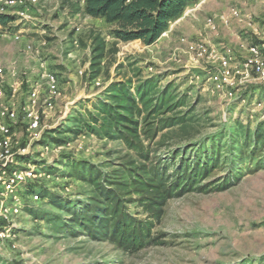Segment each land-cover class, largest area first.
Instances as JSON below:
<instances>
[{"label": "rangeland", "instance_id": "1", "mask_svg": "<svg viewBox=\"0 0 264 264\" xmlns=\"http://www.w3.org/2000/svg\"><path fill=\"white\" fill-rule=\"evenodd\" d=\"M233 7L241 16L231 17L227 23L222 21L220 17L229 15ZM77 9L74 0H37L36 5L29 7L32 19L21 22L10 16L7 24H0V65L7 72L16 70L15 79L22 82L18 107L25 101L29 85L45 87L46 72L53 71L58 77L61 95L54 110L42 115L41 137L47 129L66 123L72 111L92 109L113 80L136 81L151 76L162 78L161 87L172 84L178 95H186L188 104L195 105L196 120L186 128L189 134L181 135L179 130L173 144H180L181 136L187 134L191 138L180 145L218 137L237 122L253 130L264 121V83L255 73L238 74L237 85L218 87L210 79L217 71V62L195 59L182 41L185 38L204 43L208 50L231 48L233 64L240 69L247 56V46L261 42L264 0H199L179 18L186 16L185 19L176 25L179 19L172 22L173 29L163 33L155 45L146 46L140 40L119 42L117 51L104 61L109 75L103 73L93 82L86 78L90 66L89 33H102L112 49V25L91 21L82 12L76 13ZM209 17H216V29L206 25ZM32 22L37 25L33 26ZM37 28L46 32L37 33ZM16 32L22 36L20 40L14 38ZM26 44L34 45L39 53L36 50L25 53ZM38 58H42L44 65L37 62ZM81 69L84 74L79 72ZM7 95L10 97L9 90ZM187 107L179 111H186ZM224 136L225 133L220 144L226 149L229 141ZM41 137L35 140L29 136L20 113L15 148L25 149V156L21 157L28 159L23 160H30L44 173L35 179V191L46 186L66 197L79 198L89 187L60 172L49 173L45 167L71 156L90 160L110 171L128 153L121 141L101 138L89 131L68 136L63 144H51L49 150L40 143ZM167 152L165 147L160 151ZM224 152L227 150L223 155ZM262 155L264 151L240 162L241 178L225 190H193L168 200L154 228L155 235L160 236L159 242L135 252H125L111 241L92 239L85 234L55 233L53 226L37 219L25 207L13 217L16 236L0 248V264H264V167L255 169L256 160ZM232 171L233 165L224 163L203 183H219ZM25 199L26 206L31 205L35 210L52 209L44 200L33 202L30 196ZM130 210L138 211L140 217L146 216L135 205H130Z\"/></svg>", "mask_w": 264, "mask_h": 264}, {"label": "trees", "instance_id": "2", "mask_svg": "<svg viewBox=\"0 0 264 264\" xmlns=\"http://www.w3.org/2000/svg\"><path fill=\"white\" fill-rule=\"evenodd\" d=\"M198 1L74 0L78 7L76 13L102 18L112 25V49L102 33H89L90 66L86 78L93 82L103 73L109 75L104 61L117 51L119 42L140 40L146 46L155 44L172 22ZM10 19L8 15H0V24L5 25ZM161 81L159 76L136 81L133 78L113 80L92 109L74 110L66 123L44 131L40 140L44 146L60 145L68 136L89 131L101 138L121 141L128 153L110 171L90 160L71 156L45 167L49 173L60 172L64 177L82 181L89 191L79 198L66 197L46 186L35 191V181L29 184L24 195L37 192L40 200L52 209L35 210L27 205L26 211L53 226L55 233L85 234L92 239L111 241L125 252H135L159 242L160 236L155 235L154 228L168 200L193 190H225L239 180L243 174L238 168L240 162L264 151V121L253 130L240 122L231 125V130L223 131L229 141L226 149L220 144L223 132L218 137L180 145L191 138L186 128L196 120L195 105L188 104L186 95H178L172 84L161 87ZM187 105L186 111H179ZM179 130L181 135L188 133L187 137L181 136L180 144H173ZM163 147L168 152L161 154ZM22 158L28 159V156ZM224 163L233 165L231 173L219 183H203ZM61 165L62 169L58 167ZM263 167L264 155L255 163V169ZM130 205L141 209L146 216L140 217L138 211L133 213Z\"/></svg>", "mask_w": 264, "mask_h": 264}, {"label": "built area", "instance_id": "3", "mask_svg": "<svg viewBox=\"0 0 264 264\" xmlns=\"http://www.w3.org/2000/svg\"><path fill=\"white\" fill-rule=\"evenodd\" d=\"M36 2L37 0H0V15L13 16L21 22L28 21L32 19L29 7L36 5ZM240 16V11L233 7L229 15H222L220 19L227 23L231 17ZM206 25L211 29H216V17H209ZM44 32L46 31L42 30V33ZM14 38L20 40L22 36L16 32ZM44 41L43 45L46 44ZM74 41L78 45V39ZM182 41L195 59L206 58L217 62V71L210 79L218 87L237 85V75L250 72L255 73L260 82L264 83V30L260 43L247 46V56L240 69L233 64L234 52L231 48H226L224 51L208 50L204 43L187 41L185 38H182ZM24 51L25 53L33 51L39 53V50L35 49L32 44H26ZM44 63L41 62L42 65ZM79 72L84 74L85 71L81 69ZM17 74L16 70L7 72L5 67L0 65V248L4 247L8 239L16 236L14 232L16 223L13 217L26 207L23 187L35 182L36 178L44 174L36 169L30 160H23L21 156H25V149L16 150L15 148L20 113L27 124L29 136L38 140L42 133V115L45 116L54 110L55 101L61 95L56 73L48 71L44 74L45 87L39 84L29 85L26 99L18 107L22 82L16 81ZM8 90L10 97L7 95ZM49 148L50 145L44 146L45 150ZM30 197L33 202L40 200L37 192L32 193Z\"/></svg>", "mask_w": 264, "mask_h": 264}, {"label": "crops", "instance_id": "4", "mask_svg": "<svg viewBox=\"0 0 264 264\" xmlns=\"http://www.w3.org/2000/svg\"><path fill=\"white\" fill-rule=\"evenodd\" d=\"M86 16V18L87 19H89V20H91V21H97V22H105V20L104 19H102V18H93V17H90V16H87V15H85ZM188 16V15H187ZM185 17L186 16H184L183 18L185 19ZM183 18H181V19H179V21H176L174 24L176 25L177 23H179V22H181L182 20H183ZM39 22V21H38ZM30 24H32L33 26H36L37 25V23H34V22H32V23H30ZM39 27H41V26H39ZM29 29V28H28ZM41 28H37L35 31L37 32V33H40V34H42V30H40ZM170 29H173V27H171ZM22 31V30H21ZM29 34H31V33H28V35ZM27 35V36H28ZM29 37L30 36H28V37H26V40H28L29 39ZM160 39V38H159ZM159 41V40H158ZM157 43V42H156ZM155 43V44H156ZM155 44H153V45H155ZM41 60H42V58H38V60H37V62H41Z\"/></svg>", "mask_w": 264, "mask_h": 264}]
</instances>
